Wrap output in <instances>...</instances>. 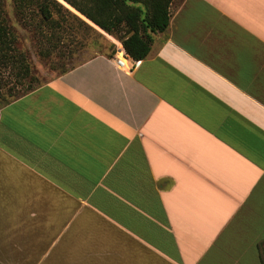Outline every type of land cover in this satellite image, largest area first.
I'll return each instance as SVG.
<instances>
[{
    "label": "crops",
    "instance_id": "crops-1",
    "mask_svg": "<svg viewBox=\"0 0 264 264\" xmlns=\"http://www.w3.org/2000/svg\"><path fill=\"white\" fill-rule=\"evenodd\" d=\"M147 34L0 107V264H264V0Z\"/></svg>",
    "mask_w": 264,
    "mask_h": 264
},
{
    "label": "rangeland",
    "instance_id": "rangeland-1",
    "mask_svg": "<svg viewBox=\"0 0 264 264\" xmlns=\"http://www.w3.org/2000/svg\"><path fill=\"white\" fill-rule=\"evenodd\" d=\"M17 2L18 0H0V11L16 37L14 51L25 55L31 70L29 76L21 77L16 74L18 69L14 67L13 61L2 64L0 95H19L21 89L28 84L39 86L97 54H110L117 50L119 39L95 27L67 5L65 6L90 23L98 32L89 30L68 15H64V19L55 17L60 25L46 23L33 1H27L26 10L21 15L17 10Z\"/></svg>",
    "mask_w": 264,
    "mask_h": 264
},
{
    "label": "trees",
    "instance_id": "trees-1",
    "mask_svg": "<svg viewBox=\"0 0 264 264\" xmlns=\"http://www.w3.org/2000/svg\"><path fill=\"white\" fill-rule=\"evenodd\" d=\"M27 1H33L46 23L60 25L56 16L64 19L67 15L91 31L98 32L90 23L79 17L59 0H18L17 10L21 15L26 10ZM96 26L119 39L126 52L134 59H144L151 49V37L148 30L162 31L169 24V6L172 0H64ZM66 15V16H64ZM16 37L6 23L0 11V66L13 61L17 75H30V64L22 52L14 51ZM112 53L108 55H113ZM37 86L28 84L20 94L0 95V107L24 95ZM11 90V89H10Z\"/></svg>",
    "mask_w": 264,
    "mask_h": 264
},
{
    "label": "built area",
    "instance_id": "built-area-1",
    "mask_svg": "<svg viewBox=\"0 0 264 264\" xmlns=\"http://www.w3.org/2000/svg\"><path fill=\"white\" fill-rule=\"evenodd\" d=\"M115 61L119 67H123L129 71L134 69L138 63L126 52L123 44H118V49L115 52Z\"/></svg>",
    "mask_w": 264,
    "mask_h": 264
},
{
    "label": "water",
    "instance_id": "water-1",
    "mask_svg": "<svg viewBox=\"0 0 264 264\" xmlns=\"http://www.w3.org/2000/svg\"><path fill=\"white\" fill-rule=\"evenodd\" d=\"M60 1V0H59ZM61 2V1H60ZM66 2V1H65ZM67 3V2H66ZM71 6V5H70ZM72 7V6H71ZM73 9H75V8H73ZM77 11V10H76ZM80 13V12H79ZM85 17V16H84ZM85 18H87V17H85ZM88 19V18H87ZM89 20V19H88ZM89 21H91V20H89ZM92 22V21H91ZM93 23V22H92ZM93 24H95V23H93ZM92 24V25H93ZM96 25V24H95ZM99 27V26H98Z\"/></svg>",
    "mask_w": 264,
    "mask_h": 264
}]
</instances>
